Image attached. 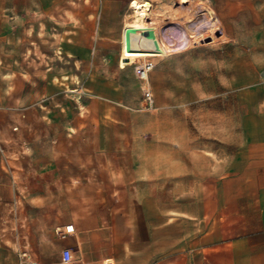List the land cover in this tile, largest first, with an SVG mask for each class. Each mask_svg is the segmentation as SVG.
Masks as SVG:
<instances>
[{
	"label": "crops",
	"instance_id": "crops-1",
	"mask_svg": "<svg viewBox=\"0 0 264 264\" xmlns=\"http://www.w3.org/2000/svg\"><path fill=\"white\" fill-rule=\"evenodd\" d=\"M128 36L120 65L90 70L80 53L59 84L53 65L41 85L0 48V264H63L64 248L69 264H264V98L252 113L241 101L240 148L214 158L190 111L199 94L167 57L143 107Z\"/></svg>",
	"mask_w": 264,
	"mask_h": 264
},
{
	"label": "rangeland",
	"instance_id": "rangeland-1",
	"mask_svg": "<svg viewBox=\"0 0 264 264\" xmlns=\"http://www.w3.org/2000/svg\"><path fill=\"white\" fill-rule=\"evenodd\" d=\"M129 1L16 0L24 6L0 7L7 20L0 29V48L7 47L8 62L26 65L25 73L41 85L53 65L59 84L66 79V64L80 70L82 54L90 70L120 65L117 36L129 32L123 43L146 50L144 57L135 59L130 52L123 64L136 72L145 60L154 64L167 57L170 70L181 67L189 81L186 93L199 94L190 108L198 113L195 131L216 149L214 158L235 156L242 142L237 132L245 105L241 101L247 100L252 113L264 98V0H139L150 3L147 22L154 26L142 32L136 31L141 21ZM65 42H72L78 54L66 57ZM161 43L166 46L163 53Z\"/></svg>",
	"mask_w": 264,
	"mask_h": 264
},
{
	"label": "built area",
	"instance_id": "built-area-1",
	"mask_svg": "<svg viewBox=\"0 0 264 264\" xmlns=\"http://www.w3.org/2000/svg\"><path fill=\"white\" fill-rule=\"evenodd\" d=\"M153 62L145 60L140 63L136 70V76L140 80L142 90V105L144 108H152L154 105V93L149 82V72L153 67ZM73 230L72 225H66L64 232H70ZM72 260V254L70 249L64 248L61 251V262L63 264H69Z\"/></svg>",
	"mask_w": 264,
	"mask_h": 264
},
{
	"label": "bare ground",
	"instance_id": "bare-ground-1",
	"mask_svg": "<svg viewBox=\"0 0 264 264\" xmlns=\"http://www.w3.org/2000/svg\"><path fill=\"white\" fill-rule=\"evenodd\" d=\"M129 6L132 7L133 9H135L136 11H138L137 20L141 21V23H139L136 26V31L142 32L146 27H149V28L154 27L153 25H148V22H147V14H148V11L150 10V6H151L150 3L141 2L139 0H131ZM159 36L161 37V35H159ZM158 40H159V38H158ZM129 44H130V41H129ZM160 47H161V53H163L165 51V47H166L165 44L161 43ZM142 50L145 51L146 49H142Z\"/></svg>",
	"mask_w": 264,
	"mask_h": 264
}]
</instances>
